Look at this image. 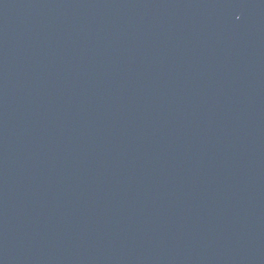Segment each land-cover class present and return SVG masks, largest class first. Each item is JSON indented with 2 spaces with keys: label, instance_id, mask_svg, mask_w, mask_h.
Returning <instances> with one entry per match:
<instances>
[{
  "label": "water",
  "instance_id": "water-1",
  "mask_svg": "<svg viewBox=\"0 0 264 264\" xmlns=\"http://www.w3.org/2000/svg\"><path fill=\"white\" fill-rule=\"evenodd\" d=\"M0 264H264V0H0Z\"/></svg>",
  "mask_w": 264,
  "mask_h": 264
}]
</instances>
